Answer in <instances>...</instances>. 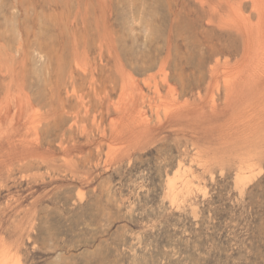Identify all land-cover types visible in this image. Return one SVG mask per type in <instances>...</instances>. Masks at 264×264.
Instances as JSON below:
<instances>
[{
	"label": "rangeland",
	"instance_id": "rangeland-1",
	"mask_svg": "<svg viewBox=\"0 0 264 264\" xmlns=\"http://www.w3.org/2000/svg\"><path fill=\"white\" fill-rule=\"evenodd\" d=\"M253 1L0 0V253L264 264V91L225 95Z\"/></svg>",
	"mask_w": 264,
	"mask_h": 264
},
{
	"label": "bare ground",
	"instance_id": "bare-ground-1",
	"mask_svg": "<svg viewBox=\"0 0 264 264\" xmlns=\"http://www.w3.org/2000/svg\"><path fill=\"white\" fill-rule=\"evenodd\" d=\"M254 2V3H253ZM252 2V6L254 5V7L253 8H255L256 9V11H257V13H258V16H259V20H258V22H259V25H258V29H259V31L258 32H261V33H263L264 32V5H263V0H254ZM231 11H233L234 13H236L237 15H240V14H242V11H241V6H240V4L239 3H236L235 4V6L234 7H232V9H231ZM104 12H105V10H104ZM232 13V12H231ZM234 15V14H233ZM59 24V23H58ZM258 24V23H257ZM240 25V24H239ZM241 25H243L242 23H241ZM256 25V24H255ZM248 27V25H246L245 24V27ZM250 27V26H249ZM248 27V28H249ZM241 28H243V27H241ZM240 28V29H241ZM256 28H257V25H256ZM244 29V28H243ZM245 29H247V28H245ZM252 30V28L250 27L249 28V32ZM244 33V32H243ZM251 34V33H250ZM249 34V35H250ZM258 36H259V34H257ZM245 36V35H244ZM247 37V35L245 36V38ZM260 39H261V37H260ZM245 41H247V43H246V45H245V52H248L246 49V46L248 47V45L247 44H249L250 45V43L251 42H253V40L251 41V37L250 36H248V38H246V40ZM251 41V42H250ZM244 44H245V42H244ZM251 44H253V43H251ZM67 46V45H66ZM257 47V46H256ZM252 48V47H251ZM250 49V48H249ZM257 50V49H256ZM264 55V54H263ZM254 57V56H253ZM262 57H264V56H262ZM257 60H258V58H257ZM263 60H264V58H263ZM262 60V61H263ZM251 61V60H250ZM259 62V61H258ZM263 63H264V61H263ZM81 64V63H80ZM254 65H255V63H254ZM253 65V66H254ZM259 65H261V64H259ZM264 65V64H263ZM237 67V66H236ZM249 69V68H248ZM233 70V69H232ZM230 71H231V69H230ZM238 71V70H237ZM233 74V73H232ZM236 75V74H235ZM237 76V75H236ZM235 76V77H236ZM234 77V78H235ZM239 77H240V75H239ZM236 79V78H235ZM234 79V80H235ZM127 81V80H126ZM133 81V80H132ZM155 83H156V81H155ZM234 83H235V81H234ZM124 84V83H123ZM122 84V85H123ZM126 84V83H125ZM133 84V83H132ZM150 84V83H149ZM214 85H215V83H214ZM227 85L228 84H226V87H227ZM216 86V85H215ZM231 84H229V87H227V91H226V96L227 97H229V98H235V100H234V102H232V106H239V105H242V104H244L246 101H249V99L252 97V96H254L256 93H258V92H260V91H264V69H261V68H259V67H257V68H255V69H253L252 71H250L246 76H242L240 79H239V81L237 80V83L236 84H234V85H232L231 87ZM121 89V88H120ZM140 90V89H139ZM99 91V90H98ZM128 91V90H127ZM129 92V91H128ZM212 93V92H211ZM263 94H264V92H263ZM260 95H261V93H260ZM213 96V95H212ZM210 98H211V96H210ZM232 98V99H233ZM214 99V98H213ZM227 99V98H226ZM225 101V100H224ZM244 102V103H243ZM162 103V102H161ZM229 102H227V104H228ZM29 104V103H28ZM160 104V103H159ZM185 104V103H184ZM211 104V103H210ZM27 105V104H26ZM156 105H158V104H156ZM182 105H183V103H182ZM19 106H20V104H19ZM156 107V106H155ZM157 108V107H156ZM120 109V108H119ZM200 108H198V109H193L194 110V112L193 113H195L196 114V111H198ZM210 109V113L211 114H217V113H219V111L221 110V111H223L225 108H221V109H218L216 106H214V104L212 105V107H210L209 108ZM157 111V110H156ZM123 112H124V109H123ZM138 112H139V110H138ZM122 115H123V113H122ZM136 115H137V113H136ZM139 116V115H138ZM126 117V116H125ZM146 118V117H145ZM120 119V118H119ZM147 119V118H146ZM248 119V118H247ZM134 120V119H133ZM128 121H129V118H128ZM137 122V121H136ZM135 122V123H136ZM123 123V122H122ZM144 123V122H143ZM148 123V122H147ZM249 124V123H248ZM139 125V124H138ZM246 125H247V123H246ZM116 127V126H115ZM113 129V128H112ZM116 130H117V128H115ZM118 134V133H117ZM120 134V133H119ZM22 139V138H21ZM254 154V153H253ZM255 155V154H254ZM31 159V158H30ZM244 160V159H243ZM252 160V159H251ZM248 162H249V160H248ZM245 163V162H244ZM246 163H247V161H246ZM180 166V165H179ZM181 167V166H180ZM245 167V166H244ZM242 169V168H241ZM1 243V242H0ZM5 252V251H4ZM4 252H1L0 253V264H18L17 263V261H15V259H13V258H11V257H9L8 255H6V253H4ZM7 252V251H6ZM4 255V256H3Z\"/></svg>",
	"mask_w": 264,
	"mask_h": 264
}]
</instances>
